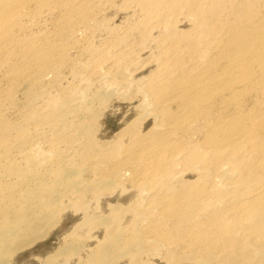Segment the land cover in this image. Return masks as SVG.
Here are the masks:
<instances>
[{
	"label": "bare ground",
	"instance_id": "obj_1",
	"mask_svg": "<svg viewBox=\"0 0 264 264\" xmlns=\"http://www.w3.org/2000/svg\"><path fill=\"white\" fill-rule=\"evenodd\" d=\"M70 216L40 264H264V0H0V264Z\"/></svg>",
	"mask_w": 264,
	"mask_h": 264
},
{
	"label": "rangeland",
	"instance_id": "obj_2",
	"mask_svg": "<svg viewBox=\"0 0 264 264\" xmlns=\"http://www.w3.org/2000/svg\"><path fill=\"white\" fill-rule=\"evenodd\" d=\"M113 14L114 12L112 13V15ZM121 17H123L122 14L119 16L120 19L117 18L116 20H119L118 22H120L122 20ZM134 105L133 103H130V101L127 100H112V103L110 104L108 110L102 117L103 126L101 132H103L104 134L107 133L106 135H109L108 138H110V136L117 132L127 120L135 118L138 113V110L135 108ZM128 117L130 119H128ZM69 215H71V213ZM73 221L74 220L71 216L65 219L62 226L58 227L55 231H53L51 235L47 237V239L36 243L33 249L23 252L22 254L25 255L17 258L16 264H40L39 261L35 259V256H45L48 252H51L56 247H58L63 241L64 234L72 226ZM71 264L74 263L72 262Z\"/></svg>",
	"mask_w": 264,
	"mask_h": 264
}]
</instances>
